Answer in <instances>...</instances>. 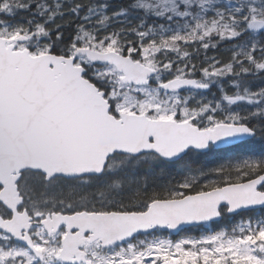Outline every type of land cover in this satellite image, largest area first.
<instances>
[{
  "label": "snow or ice",
  "instance_id": "obj_1",
  "mask_svg": "<svg viewBox=\"0 0 264 264\" xmlns=\"http://www.w3.org/2000/svg\"><path fill=\"white\" fill-rule=\"evenodd\" d=\"M0 264H264V0H0Z\"/></svg>",
  "mask_w": 264,
  "mask_h": 264
}]
</instances>
